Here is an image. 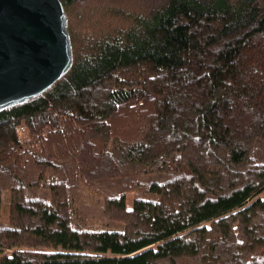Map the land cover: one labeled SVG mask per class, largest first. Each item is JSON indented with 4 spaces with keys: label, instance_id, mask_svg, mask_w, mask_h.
I'll return each mask as SVG.
<instances>
[{
    "label": "trees",
    "instance_id": "1",
    "mask_svg": "<svg viewBox=\"0 0 264 264\" xmlns=\"http://www.w3.org/2000/svg\"><path fill=\"white\" fill-rule=\"evenodd\" d=\"M60 1L70 68L0 111V264H264V0Z\"/></svg>",
    "mask_w": 264,
    "mask_h": 264
},
{
    "label": "water",
    "instance_id": "2",
    "mask_svg": "<svg viewBox=\"0 0 264 264\" xmlns=\"http://www.w3.org/2000/svg\"><path fill=\"white\" fill-rule=\"evenodd\" d=\"M60 0H0V111L47 91L70 68Z\"/></svg>",
    "mask_w": 264,
    "mask_h": 264
},
{
    "label": "rangeland",
    "instance_id": "3",
    "mask_svg": "<svg viewBox=\"0 0 264 264\" xmlns=\"http://www.w3.org/2000/svg\"><path fill=\"white\" fill-rule=\"evenodd\" d=\"M130 1V2H129ZM135 1L136 0H127V4L129 5V6H131L132 4H134L135 3ZM76 43L78 44L79 43V41H78V38H77V34H76Z\"/></svg>",
    "mask_w": 264,
    "mask_h": 264
}]
</instances>
